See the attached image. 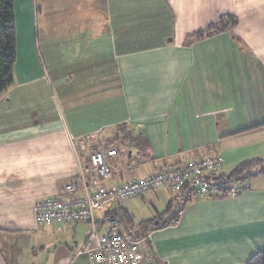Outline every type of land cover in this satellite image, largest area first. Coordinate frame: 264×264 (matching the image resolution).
<instances>
[{"label": "crops", "instance_id": "1", "mask_svg": "<svg viewBox=\"0 0 264 264\" xmlns=\"http://www.w3.org/2000/svg\"><path fill=\"white\" fill-rule=\"evenodd\" d=\"M15 13L16 83L0 96V264H89L78 250L91 224H38L34 204L100 147L119 150L109 183L212 152L223 173L264 166V0H15ZM225 16L236 24L194 36ZM95 55L108 63L72 65ZM173 197L163 187L97 215L120 206L139 223L151 219L145 205ZM148 238L156 259L144 264H246L264 247V174L237 196L192 200Z\"/></svg>", "mask_w": 264, "mask_h": 264}, {"label": "built area", "instance_id": "2", "mask_svg": "<svg viewBox=\"0 0 264 264\" xmlns=\"http://www.w3.org/2000/svg\"><path fill=\"white\" fill-rule=\"evenodd\" d=\"M117 148L100 147L90 154V162L82 168L78 179L63 184L57 195L37 200L34 204L38 224L89 222L90 241L78 250L86 253L89 264H144L156 256L142 237L129 231L119 216L108 215L99 221L98 211L114 201L142 196L166 187L175 194V219L178 224L187 207L195 199L237 196L248 187V180L233 181L227 188L220 182L224 156L212 152L188 159L128 182L109 183L114 175L110 165ZM103 227V232L99 227Z\"/></svg>", "mask_w": 264, "mask_h": 264}, {"label": "trees", "instance_id": "3", "mask_svg": "<svg viewBox=\"0 0 264 264\" xmlns=\"http://www.w3.org/2000/svg\"><path fill=\"white\" fill-rule=\"evenodd\" d=\"M237 19L234 16L222 17L219 22L212 23L205 29L198 30L194 36L202 37L205 35L228 29L234 26ZM193 36V37H194ZM17 60V24L15 13V0H0V96L16 83L15 64ZM257 173L264 174V166L259 159L248 160L239 164L229 173H220V182L227 188L233 181L244 182L249 180L252 175ZM221 197H226L223 194ZM173 201V200H172ZM122 202V201H121ZM120 204V202H119ZM168 210H172L169 216L164 213L160 217L146 219L142 222H134L132 216L122 207L109 209L105 216H119L126 225V228L142 237H146V243L151 252L156 256L155 251L151 247L148 235L156 229L162 228L174 223L175 209L172 203ZM164 216V217H163ZM103 220V219H102ZM99 219V221H102ZM246 264H264V247L258 251Z\"/></svg>", "mask_w": 264, "mask_h": 264}, {"label": "rangeland", "instance_id": "4", "mask_svg": "<svg viewBox=\"0 0 264 264\" xmlns=\"http://www.w3.org/2000/svg\"><path fill=\"white\" fill-rule=\"evenodd\" d=\"M42 17H44V14L42 13V16H41V19H42ZM42 23V25H43V21L41 22ZM41 25V29L43 28V26ZM42 33H43V29H42ZM42 36V39H44V37H43V34L41 35ZM44 42H42V45H41V47H42V52L44 53V51H45V49H46V47H45V45L43 44ZM54 48H57V47H54ZM43 55V59L45 58V61H47V57H46V54H42ZM59 55V54H58ZM45 56V57H44ZM59 57H60V55H59ZM106 59H105V56L104 55H101V56H99V55H95V56H93V60H91L90 62L89 61H87V58L85 57V58H79L78 60H73L74 62L75 61H78V65H80L79 63H83V61H84V65H87V64H90V63H99L100 65H102V64H104V63H108L107 61H105ZM75 64H77V62H75L74 64H72V65H75ZM48 65H49V69L51 70V72H52V75H53V80L55 81V85H57L56 87H57V89H58V91H59V93H60V85H59V83H58V80H60L62 77L61 76H59L60 75V73H63L64 71H66V69H67V67H66V62H65V65H62V61H57V62H54V64H51V62H49L48 63ZM103 67V66H102ZM133 198H136V197H132V199ZM174 198V197H173ZM172 198V199H173ZM129 199H131V198H129ZM129 199H127V200H125V201H128ZM176 200V199H175ZM173 201H174V199H173ZM150 206V207H149ZM173 210L175 209V202L173 203ZM168 208H169V205L167 206V204H165V205H163V204H161L160 206L158 205V204H156V205H151V203L150 204H147V205H145L144 206V208L143 209H141L139 212V214H141L142 213V216L143 217H145V218H149V217H151L152 219L154 218V217H160L161 215H162V213H164L166 216H169L170 214H171V211L172 210H168ZM151 209H152V212H151ZM158 209L159 210H161L160 211V213H158L157 211H158ZM154 213L156 214L155 216H154ZM160 215V216H159ZM138 217H140V216H138ZM99 231L101 232L102 231V228H99Z\"/></svg>", "mask_w": 264, "mask_h": 264}]
</instances>
